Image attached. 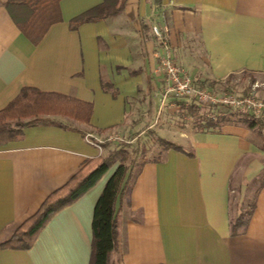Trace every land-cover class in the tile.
<instances>
[{
  "label": "crops",
  "instance_id": "obj_1",
  "mask_svg": "<svg viewBox=\"0 0 264 264\" xmlns=\"http://www.w3.org/2000/svg\"><path fill=\"white\" fill-rule=\"evenodd\" d=\"M101 1L59 0L60 19L33 43L0 0V108L24 86L92 103L86 127L52 116L84 132L37 124L0 145V240L86 159L147 130L166 137L152 125L164 106L176 111L178 105L171 98L161 103L163 80L154 68L162 49L152 24L165 28L168 54L201 86L215 90L230 74L264 73V0H126L115 14L69 27L71 17ZM133 110L134 129L126 127ZM86 133L121 140L98 148ZM179 136L189 138L187 146L178 142L185 150L169 148L163 160L131 167L115 203L114 258L119 264H264V182L256 189L254 180L264 161L258 135L224 124ZM117 163L55 212L29 248L0 247V264H88L93 207ZM250 199L245 229L231 234L229 219Z\"/></svg>",
  "mask_w": 264,
  "mask_h": 264
},
{
  "label": "trees",
  "instance_id": "obj_2",
  "mask_svg": "<svg viewBox=\"0 0 264 264\" xmlns=\"http://www.w3.org/2000/svg\"><path fill=\"white\" fill-rule=\"evenodd\" d=\"M58 1L4 0L3 3L19 29L33 43H37L50 24L60 19ZM125 3L126 0H102L71 17L68 21L69 27L73 29L82 22L104 19L121 11ZM231 76L232 74L224 79L225 86L219 83L222 89H226ZM214 83V81H209L207 85L212 87ZM102 87L110 90L112 94L116 92L107 81H102ZM246 91L247 88L244 93ZM168 98L173 99L178 105L176 112L181 119L185 116L191 118V127L195 131H219L224 124L244 125L258 135L259 147L264 150V109L259 115H255L249 110H231L226 105H201L184 96L171 95ZM91 111L92 103L89 101L59 92L24 86L4 107L0 108V145L20 139L23 136L24 127L37 124H53L84 132L86 128L81 129L63 124L52 116L62 115L86 127ZM178 123L180 124L179 121ZM147 132L158 144V152L155 155L148 157V149L136 137L130 142L121 141L114 146H109L103 153L86 159L62 185L44 197L31 215L25 218L8 236L0 240V247L29 248L39 230L55 212L76 200L98 180L112 163L117 161L114 171L106 180L93 207L91 251L88 264H119L114 258L118 243L115 203L131 167H138L146 161H161L165 158L169 148L185 150L181 143L157 135L152 130H147ZM186 153L192 155L190 151ZM254 180L258 183L256 187L258 189L264 182V161L262 169L256 174ZM253 203L252 199L248 200L247 208L229 219L231 234L240 233L245 229Z\"/></svg>",
  "mask_w": 264,
  "mask_h": 264
},
{
  "label": "built area",
  "instance_id": "obj_3",
  "mask_svg": "<svg viewBox=\"0 0 264 264\" xmlns=\"http://www.w3.org/2000/svg\"><path fill=\"white\" fill-rule=\"evenodd\" d=\"M151 32L158 39L162 51H156L157 64L155 72L162 77L163 88L161 91V103L164 104L169 96H184L193 99L201 105H226L231 110H249L255 115H259L264 109V101L253 97L250 93L236 95L229 91H213L197 83V79L186 73L185 70L176 63L168 54V39L165 28L156 24L150 26ZM87 142L101 148V143L107 139L121 138L117 134L108 135L105 139L97 137L93 133H86Z\"/></svg>",
  "mask_w": 264,
  "mask_h": 264
},
{
  "label": "rangeland",
  "instance_id": "obj_4",
  "mask_svg": "<svg viewBox=\"0 0 264 264\" xmlns=\"http://www.w3.org/2000/svg\"><path fill=\"white\" fill-rule=\"evenodd\" d=\"M224 82H221V85ZM249 85V87H247ZM225 86V85H224ZM245 88H247L246 93ZM217 89V90H216ZM221 90V86H215V90L218 91ZM212 90V89H211ZM220 91V92H221ZM224 91H231L235 93L236 95H244L250 93L253 97L260 99L261 101H264V73L261 72H237L232 74V76L228 80V84L226 85V89ZM166 98V103H167ZM165 103V102H164ZM176 111L173 109H169L168 106H164L161 110V113L159 114V117L157 118V121L153 123L152 128L162 135H166V137L172 139L175 142H181L182 145L187 146L188 144V137L179 136V133H185L192 130L191 127V118L189 116H185L181 119L180 115L178 113H175ZM138 112L133 110V113H130V115L127 118V125L131 126L132 129L136 127L134 125H131V120L133 119V115L135 116ZM180 118V120H179ZM180 124L178 123V121ZM126 127H122L120 130H118L119 136L126 135ZM132 133V132H131ZM129 135H131L129 133ZM183 135V134H182ZM132 136V135H131ZM129 136V137H131ZM133 140V138H132ZM139 140L141 141V144L148 149V157H152L158 152V144L154 142L153 136L150 133H140ZM139 159V157H138Z\"/></svg>",
  "mask_w": 264,
  "mask_h": 264
}]
</instances>
